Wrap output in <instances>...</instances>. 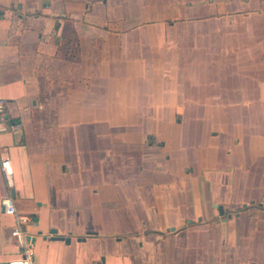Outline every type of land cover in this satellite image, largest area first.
Returning <instances> with one entry per match:
<instances>
[{
	"label": "crops",
	"instance_id": "obj_1",
	"mask_svg": "<svg viewBox=\"0 0 264 264\" xmlns=\"http://www.w3.org/2000/svg\"><path fill=\"white\" fill-rule=\"evenodd\" d=\"M0 97L31 264H264V0H0Z\"/></svg>",
	"mask_w": 264,
	"mask_h": 264
},
{
	"label": "built area",
	"instance_id": "obj_2",
	"mask_svg": "<svg viewBox=\"0 0 264 264\" xmlns=\"http://www.w3.org/2000/svg\"><path fill=\"white\" fill-rule=\"evenodd\" d=\"M20 128V124L13 122L9 119L7 112L6 101L0 97V134L13 131ZM0 168L5 177L7 186L11 187V167L6 157H0ZM1 207L4 213L13 215L16 219V226L11 230V235L14 237L16 244L20 249V256L13 261L10 260L9 264H31V252L28 249V243L25 239V232L22 229V222L27 217L18 215L12 197L8 194L1 198Z\"/></svg>",
	"mask_w": 264,
	"mask_h": 264
},
{
	"label": "water",
	"instance_id": "obj_3",
	"mask_svg": "<svg viewBox=\"0 0 264 264\" xmlns=\"http://www.w3.org/2000/svg\"><path fill=\"white\" fill-rule=\"evenodd\" d=\"M218 210H219L220 213H223V211H222V207H221V206H218ZM36 219H37V218L34 217V220H35V221H37ZM49 232H50L51 234H53L52 237H51V238H53V239H61V240H64L65 242H69V240H70V237H69V236L64 237V236H62V235H57V234H56L57 231H56L55 229H51ZM37 234H41V231L38 230V231H37ZM29 238H31V242H33L35 236H30V234H27V235L25 236V239H26L27 243H28ZM10 260H11V259L3 260V261L0 262V264H9V261H10Z\"/></svg>",
	"mask_w": 264,
	"mask_h": 264
}]
</instances>
